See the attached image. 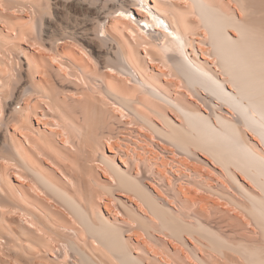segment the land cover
Here are the masks:
<instances>
[{"label":"bare ground","instance_id":"bare-ground-1","mask_svg":"<svg viewBox=\"0 0 264 264\" xmlns=\"http://www.w3.org/2000/svg\"><path fill=\"white\" fill-rule=\"evenodd\" d=\"M0 264H264V0H0Z\"/></svg>","mask_w":264,"mask_h":264}]
</instances>
